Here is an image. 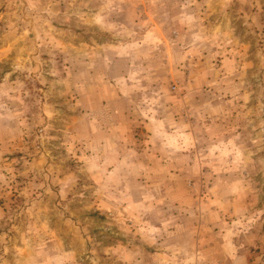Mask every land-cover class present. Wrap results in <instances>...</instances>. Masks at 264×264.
Masks as SVG:
<instances>
[{
    "label": "rangeland",
    "instance_id": "374dc122",
    "mask_svg": "<svg viewBox=\"0 0 264 264\" xmlns=\"http://www.w3.org/2000/svg\"><path fill=\"white\" fill-rule=\"evenodd\" d=\"M200 3L198 81L177 82L176 43L138 50L154 77L135 83L137 118L166 111L159 97L193 103L176 166L144 159L164 148L144 124L101 125V59L122 35L95 23L99 0H0V264H264V0Z\"/></svg>",
    "mask_w": 264,
    "mask_h": 264
},
{
    "label": "crops",
    "instance_id": "0c3cea01",
    "mask_svg": "<svg viewBox=\"0 0 264 264\" xmlns=\"http://www.w3.org/2000/svg\"><path fill=\"white\" fill-rule=\"evenodd\" d=\"M91 12V16L97 25L118 30L122 35L120 41H111L108 44L111 46L107 48L109 55L105 59H101L102 67L106 70L103 73L104 76L107 80L111 79L112 76V81H110L112 98L103 104V111L106 112V115L104 120H101V125L106 128L104 129L105 133L108 131L113 133L115 131L113 128L116 125L130 130L134 125L144 124L151 134H145L143 141L152 142L153 144L160 141L164 143V148L161 151L156 146L145 149L142 154L144 159L149 157L158 159L159 155L164 157L167 153H171V162L176 163V166H178L184 153L187 154V150H191L192 135L187 133V130L189 126L192 127L190 108L193 103L186 99L177 101L159 97L157 101H160L161 104H159L161 107L166 108V111L160 112L159 115L154 113L151 117L149 115L146 119L141 120L134 115L136 100L133 96L134 93H137L136 89L138 87L135 86V83H138L139 79L144 81L148 74H152L149 71V65L145 67L146 62L143 66H139V63L143 61L142 59L147 57V54H145L146 56L143 55L144 49H150L152 46L155 48L157 44L166 46L174 43L177 44V49H167L164 54H169L168 65L172 63L171 59L173 58H180L179 61L185 64V66L180 64L181 70L178 71L176 76L180 79L178 78L177 82L180 85L185 84L186 88L190 81H198L199 77H195L197 74H194L192 67L194 66L196 51L202 43L203 45L207 43L205 34L208 33L209 24L204 21L200 14L209 12L208 6L201 3L195 5L194 0H99L97 6H92ZM189 14H194L197 17H192ZM197 30H203V32L199 31L200 33H198ZM115 44H118V46H115ZM138 50L143 51L138 52ZM205 51L203 50V52ZM154 59L156 61V58ZM116 66L121 69L122 73L118 68L114 71ZM204 69L206 68L199 71L202 72L199 79L201 85H206L205 83L208 80L204 76L209 77L210 75L209 73H203ZM114 72L115 74H113ZM114 75L117 76L114 77ZM105 83L108 85L107 81ZM176 84L175 81L174 85ZM155 85L146 84L144 88L140 86L142 91L150 93L153 102L157 98L155 93L160 92L156 87L157 85ZM175 92L178 95L184 94V90L179 89V87ZM89 93L92 94V92ZM82 100L83 97L81 96L80 102ZM172 110H174V113ZM176 115H180V117ZM164 126L165 130L163 132L158 130ZM126 134L128 132L121 131L122 141L126 137L129 139ZM227 142L221 146V149L225 150L224 152L230 151L231 145L229 141ZM172 167H175L174 164H172ZM228 259L232 264L236 263L232 258L228 257Z\"/></svg>",
    "mask_w": 264,
    "mask_h": 264
}]
</instances>
